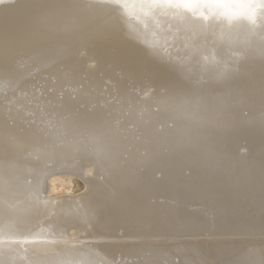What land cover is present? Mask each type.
Instances as JSON below:
<instances>
[{
	"label": "bare ground",
	"instance_id": "obj_1",
	"mask_svg": "<svg viewBox=\"0 0 264 264\" xmlns=\"http://www.w3.org/2000/svg\"><path fill=\"white\" fill-rule=\"evenodd\" d=\"M0 264H264V0H0Z\"/></svg>",
	"mask_w": 264,
	"mask_h": 264
},
{
	"label": "rangeland",
	"instance_id": "obj_2",
	"mask_svg": "<svg viewBox=\"0 0 264 264\" xmlns=\"http://www.w3.org/2000/svg\"><path fill=\"white\" fill-rule=\"evenodd\" d=\"M66 179V187L67 188H71L70 190L77 194V193H80L82 190H83V184L81 182V180L79 179H76V178H65Z\"/></svg>",
	"mask_w": 264,
	"mask_h": 264
}]
</instances>
